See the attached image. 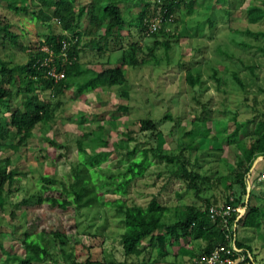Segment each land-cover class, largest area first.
Segmentation results:
<instances>
[{
    "label": "trees",
    "instance_id": "obj_1",
    "mask_svg": "<svg viewBox=\"0 0 264 264\" xmlns=\"http://www.w3.org/2000/svg\"><path fill=\"white\" fill-rule=\"evenodd\" d=\"M20 1L0 0L4 2L2 9L6 11L4 13L0 10V147L12 149H18L31 139L37 125L50 122L53 114L51 98L62 95L67 89L72 90L74 85L78 93L122 86L126 83L124 65L132 69L146 64L159 65L160 58L157 57L156 50L162 48L167 55L171 47L170 40L178 39L175 33H166V28L172 25L176 27L182 7L191 11L195 4L194 0H88L85 5L76 7L75 0H34L38 9L28 13V6L21 4ZM216 1L229 7V0ZM130 5H140V11L134 14L130 11ZM7 12L17 15L30 14L33 20L41 21L48 27L52 23L58 24L59 29H50L47 34L41 35L38 51H29L25 63L13 66L12 49H24L20 40L23 29L9 19ZM224 12L228 16V10ZM84 17L88 19L85 28L81 26ZM246 17L250 24L263 23L264 9L250 5L246 8ZM134 23L143 37L154 39L148 53L140 58L138 55L141 47L138 42L133 41ZM155 24L157 29L151 31ZM212 24L210 22L211 27ZM244 34L253 36L255 41L264 42V30L255 32L247 30ZM160 37H164L163 40H159ZM83 39H86L85 43H82ZM87 45L94 46L102 54L107 50L121 51L122 64L120 66L100 64L103 66L100 69L89 64L90 66L84 69L79 59ZM43 46L48 52L41 51L40 48ZM255 48L264 57V44ZM218 50L220 55L224 54L227 59H233L232 55L226 54L221 47H218ZM195 51L200 52L198 49ZM50 53L51 62L48 66L43 65ZM63 53H66V58L62 56ZM147 57L152 59L150 63ZM240 63L250 74L253 73L254 66L245 65L243 61ZM50 68L57 72L63 71L64 77L54 80L47 73ZM232 70L230 72L232 80L243 95L248 96L246 80L239 75L238 70ZM211 76L218 87L221 86L223 78L218 75L217 69L212 68ZM185 82L191 88L202 84L200 74L193 75L190 70L185 76ZM15 89L17 94H21V99L13 109L10 105L7 106L5 100L12 99ZM261 92L263 96L260 101L256 100L255 94L252 97L253 103L244 106L250 110V116L244 120H237L236 111L224 109L220 112L222 115L231 114L230 118L235 128L228 134V142L238 151L233 162L225 157L219 159L224 162L220 164L224 166L223 170L215 167L210 173L200 172V157L194 161L191 159L193 151L204 147L211 131L207 127L210 109L206 110V106L203 105L202 116L194 119L189 129L179 130L177 146L173 152L138 146L129 149L125 140H133L131 136L127 135V139L112 143L96 132L93 133L95 137L89 140L92 153L86 151L83 145L85 143L79 142L77 151L79 163L73 168L70 183L66 185V182L57 179L52 167L44 172L38 170L37 192L14 205L8 200V194L20 172L8 168L9 159L0 160V208L9 205L13 219L21 204L27 207L46 203L50 207L61 210L72 208L75 211L87 208L113 209L114 217L121 225L119 235L124 257L118 264H126L127 261L137 264H161L168 255H171L174 262L175 258L187 256L192 262L199 264L197 259L209 254L219 243L228 245L227 248L230 250L229 254L221 255V258H228L230 263L220 264H264L255 254L253 247L254 234H264V198H260L261 203H253V197L256 196L253 189L250 190L248 199L246 198L247 183L254 185L257 177L253 174L256 175L258 165L264 161V89ZM245 100H248L247 97ZM163 118L173 120L169 114ZM153 127L150 118L140 121L141 131ZM99 128L102 132V127ZM240 135L243 136L241 139ZM87 136L88 134H83L82 139ZM16 139L17 143L13 145L12 141ZM209 141L215 149L223 152L218 138L213 137ZM48 143L51 148L59 147L54 140H48ZM120 152L121 157L113 159V156ZM259 157L263 159L251 170ZM110 158L120 164L116 171L108 164L103 166ZM153 159L164 161L171 166V177L180 181L195 197L203 199L200 194L207 188H212L216 194L205 198L202 207L195 204L169 207L159 203L157 196H153L146 206L129 203L127 196L131 184L146 174L153 164ZM214 164L217 165V162ZM258 174L260 175V172ZM56 188L60 189L59 192ZM107 194L118 198L109 200ZM217 198L221 201L219 202ZM211 206L233 209L228 218L229 225L235 222L238 215L235 209L245 207V212L237 219L235 229L231 232V239L234 240V246L238 251L233 250L226 238L228 231L221 220L213 221L210 218L208 210ZM22 213H25V210ZM243 232H251L253 235L240 237L239 234ZM89 237V243L81 245L84 258L80 260L78 259L80 252L74 254L78 245H71L65 233L57 230L48 234L42 231L34 233L25 231L21 239L24 255L18 256L7 252L0 242V253L4 255L3 259H0V264H100L94 253V247L98 248L100 245L94 242L93 237ZM50 239L56 241L57 250L50 249ZM193 239L200 240L203 245L197 248L182 243V240L189 242ZM141 255L143 257L139 262Z\"/></svg>",
    "mask_w": 264,
    "mask_h": 264
},
{
    "label": "rangeland",
    "instance_id": "obj_2",
    "mask_svg": "<svg viewBox=\"0 0 264 264\" xmlns=\"http://www.w3.org/2000/svg\"><path fill=\"white\" fill-rule=\"evenodd\" d=\"M194 1L195 4L191 11L182 7L177 28L175 25L166 28V33H175L178 39L170 40L171 47L167 55L164 54L162 48L156 50V55L160 58L159 65L146 64L135 69L124 65L126 83L110 89L78 93L76 86H72V90L67 89L62 95L50 99L53 109L51 120L48 124L37 125L31 139L18 149L0 147V160L9 159L8 168L20 172L8 194V200L13 205L37 192L39 184L36 171L38 170L44 172L52 167L57 179L66 182V185L70 183L73 168L79 163L77 153L79 142L87 144H83L84 148L92 153L89 140L95 137L93 133L96 132L112 143L127 139V135L131 136L133 140H125L129 149L138 146L173 152L177 146L179 130L189 129L190 123L202 116L203 105L206 106V110L210 109L207 127L211 131L204 147L191 153L192 161L200 157V172L210 173L215 167L223 170L224 166H220L224 163L221 161L223 157L230 162L235 160L238 151L233 144L228 142V134L232 132L235 125L230 118V113L222 115L220 112L224 109L236 111L237 120H244L250 116V110L244 106L253 103L252 97L255 94L257 101L262 99L264 57L259 54L255 46H262L264 42L261 39V41H255L253 36L244 34V32L264 30V22L250 24L246 17L248 6H258L264 9V0H229V7L225 3L220 5V2L216 0ZM87 2L88 0H75L74 5L77 7ZM20 3L28 6V13L38 9L34 0H21ZM3 4L4 2H0V10L5 13L6 11L2 9ZM226 9L228 16L224 12ZM130 11L137 14L140 11V5H130ZM6 15L23 29L20 40L24 49H12L11 65L13 66L25 63L29 51H38L41 35L47 34L50 29H59L58 24L52 23L48 27L41 21L33 20L30 14L17 15L7 12ZM210 22L213 23L212 27ZM87 24L88 19L84 17L81 26L85 28ZM136 28V23H134L133 41L138 42L141 47L138 55L140 58L148 53V48L153 44L154 39L143 37ZM163 38L160 37L159 40ZM85 42L86 39H83L82 43ZM218 47L225 50L226 54L230 53L233 59H227L224 54L220 55ZM196 49L200 52L195 51ZM79 61L84 69L89 64L100 69L103 66H120L122 56L121 51L107 50L102 54L94 46L87 45L81 52ZM151 61L150 58L149 63ZM240 61H243L245 65L254 66L253 73L250 74ZM100 64L103 66L101 67ZM212 68L217 69L218 75L223 78L219 87L211 76ZM232 69L238 70L239 75L246 80L248 96H244L232 80L230 76ZM189 70L193 75L200 74L202 80L200 86L191 88L186 84L185 76ZM17 93L16 89L13 90L12 99L5 100L10 108L14 109L21 99V94ZM245 97L248 100L244 101ZM166 114L171 115L173 120L164 119ZM146 118L152 119L154 127L141 131L140 121ZM99 127H102V132ZM83 134H88V136L82 139ZM213 137L218 138L223 152L209 143ZM242 137L239 136L240 139ZM48 140H54L59 147L51 148ZM12 143L16 145L17 139ZM119 157H121V152L113 156V159L117 160ZM113 159L110 158L103 166L108 164L116 171L120 164ZM262 159L263 157L257 158L256 164ZM214 162H217V165ZM263 165L264 161L258 165L259 170L256 175L253 174L257 177L254 185L247 183V187H250V190L253 189L256 195L253 197V203H261L260 198H264V180L261 179L264 173ZM171 169L172 167L164 161L153 159V164L146 174L135 179L131 184L130 193L127 196L129 203L134 202L146 206L153 196H157L159 203L169 207L191 204L202 207L204 199L215 193L212 188H207L200 194L203 199L195 197L192 192L185 189L180 181L171 177ZM224 172L227 173L226 170ZM59 190L56 188V191L59 192ZM106 197L109 200L118 198L110 194ZM23 210L25 213H22ZM120 228L121 225L114 217L113 209L109 208H87L75 211L72 208L61 210L50 207L46 203L27 207L21 204L16 210L14 219L10 215L9 205L0 208V242L7 252L18 256L24 255L21 239L25 231L29 233L42 231L48 234L57 230L65 233L71 245H78L74 253L76 255L80 252L78 259L84 258L81 245L88 244L89 236H91L94 242L100 245L98 248L94 247L95 259L100 261V264H118L124 260L120 244ZM239 235L245 238L253 234L243 232ZM182 243L188 247L197 248L203 245L200 240L194 239L189 242L182 240ZM56 245V241L50 239V249L56 248L57 250ZM253 247L257 257L264 263V234H254ZM69 248H71L70 245ZM0 257L3 259L4 255L0 253ZM142 257L143 255L139 257V262ZM173 262L174 259L168 255L165 262L161 264H195L187 256L175 258ZM126 264L137 263L127 261Z\"/></svg>",
    "mask_w": 264,
    "mask_h": 264
},
{
    "label": "built area",
    "instance_id": "obj_3",
    "mask_svg": "<svg viewBox=\"0 0 264 264\" xmlns=\"http://www.w3.org/2000/svg\"><path fill=\"white\" fill-rule=\"evenodd\" d=\"M157 29V25H153L151 31H155ZM41 51H45L48 52V49L46 47H41L40 48ZM63 49H65V46L63 47ZM51 54L49 55V57L47 59H45L43 65H47L48 63L51 62ZM62 56L64 58H66V53H63ZM48 75L50 77H52L54 80H60L64 77V72L63 71H59L57 72L55 69L50 68V70L47 72ZM261 179L264 180V173H262L261 175ZM233 209H231L230 207H221V208H216V207H209V216L210 218L215 221L216 219H220L224 228L228 231L226 234V238L230 241V244L233 248L234 251H238L235 246H234V240L231 239V232L235 229V222L237 221V219H239V217L245 212V207H239L236 208V212H238V215L235 219V222H233L232 224H228V218L230 217L231 211ZM230 233V234H229ZM228 246V245H227ZM227 246L225 244L219 243L218 245H216L214 247V249L207 255H203L200 258L197 259V262L199 264H220V263H230L228 258H221L222 254H229L230 250L229 248H227Z\"/></svg>",
    "mask_w": 264,
    "mask_h": 264
},
{
    "label": "water",
    "instance_id": "obj_4",
    "mask_svg": "<svg viewBox=\"0 0 264 264\" xmlns=\"http://www.w3.org/2000/svg\"><path fill=\"white\" fill-rule=\"evenodd\" d=\"M256 163H257V160L254 162L251 170L254 168V166L256 165ZM249 192H250V187H247V196H246L247 199H248V196H249Z\"/></svg>",
    "mask_w": 264,
    "mask_h": 264
}]
</instances>
